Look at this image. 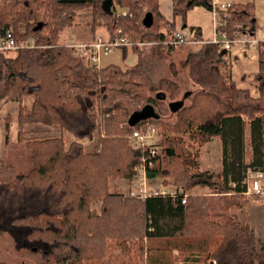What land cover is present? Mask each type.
<instances>
[{"label":"trees","instance_id":"16d2710c","mask_svg":"<svg viewBox=\"0 0 264 264\" xmlns=\"http://www.w3.org/2000/svg\"><path fill=\"white\" fill-rule=\"evenodd\" d=\"M195 5L213 10L210 0H174L175 15L186 23ZM82 8L91 10L92 30L105 27L111 38L105 39L133 41L136 65L100 66L60 40ZM148 11L171 29L144 26ZM218 13L219 28L230 37L254 36L253 5L232 3L218 7ZM173 24L161 14L159 0H0V38L11 29L17 42H34L15 55L0 49V106L19 103L17 140H11L14 120L8 115L0 159V264H156L155 255L167 252L184 258L183 263L196 254L209 264H264V245L259 246L252 225L229 213L249 203L241 195L248 165L264 168V53L255 97L232 79L221 42H205L188 55V75L198 86L189 103L175 112L173 124L151 120L167 130L163 142L154 144L158 151L131 143L130 114L150 101L164 115L181 89L177 81L162 79L159 91L169 92V102L157 94L142 95L152 88L142 43L173 48ZM191 31L193 39L201 38L199 28ZM245 118L254 149L249 164L244 160ZM38 123L74 138L67 146L62 134L29 136L27 126ZM98 131L100 151H87L83 139H93ZM183 134L202 143L220 137L222 170L200 169V162L182 151ZM140 168L149 180L173 177L176 193L141 198L133 190L124 194L112 188L113 179L133 180ZM197 187L218 195L210 201L185 192Z\"/></svg>","mask_w":264,"mask_h":264},{"label":"rangeland","instance_id":"374dc122","mask_svg":"<svg viewBox=\"0 0 264 264\" xmlns=\"http://www.w3.org/2000/svg\"><path fill=\"white\" fill-rule=\"evenodd\" d=\"M77 16L74 20V23H72L70 26L65 27V29L61 32L60 40L63 42H66V44L73 45L76 48H80V45L88 43V41L96 36V37H103L107 38V30L105 27H98L96 30H92V25L88 23L91 19V10H88L87 8H82L77 10L76 12ZM157 26H155L156 28ZM173 33L176 35L177 32L173 31ZM133 38V35H131ZM108 39H111L108 37ZM115 40V39H113ZM26 44H33V40L30 42H23ZM126 43L130 44L131 47H133V41L128 37H126ZM151 44L150 47H143L141 48L140 52L142 54L143 58V64L149 71V76L151 79V87L142 90V95L146 98L153 97L155 98L156 94L160 92V86L163 85L162 79H171L174 80V82H178L180 84V91L177 94L176 99H181L184 97L185 93H188L189 91L195 92L197 89V85L189 78L188 75V69L185 64H182V61L191 53L189 46H183L176 48L177 46H173V48H166L162 46H154V42H146L142 43V45ZM26 46V45H25ZM23 46L8 49L9 54L15 55L16 53L14 51L18 50ZM130 47V48H131ZM134 49V48H132ZM190 52V53H189ZM118 55V58L116 62H119L123 64L126 67H130L131 64L134 62V59L136 57V54L132 52L130 49H128V55L127 57H124V50L116 49L114 50L110 57L113 55ZM177 70V76L175 77L173 75L174 70ZM190 96V95H189ZM188 96V97H189ZM185 98V104L189 103V99ZM160 99V98H159ZM164 102H169V92L167 91L166 98L163 99ZM31 99L30 97H26L24 100V103L27 105H30ZM147 103H152L150 101H145L143 104L140 105V107L144 106ZM138 107V108H140ZM137 108V109H138ZM157 110L159 109L156 107ZM136 110V109H135ZM19 111V103L15 101H8L4 102L0 106V159L5 156L4 153V140H5V123L6 118H10L8 115H11V121L14 120L12 123L11 128V140L16 141L17 140V115ZM159 111V110H158ZM160 112V111H159ZM162 118V119H161ZM163 120L164 122L173 124L177 120L176 113L172 112L171 110L166 112V114L162 115L159 118ZM246 125H245V140H244V160L246 164H249L253 160V145H252V138H251V128L249 120L245 118ZM28 135L41 138V137H47V136H53V135H60L62 134L64 140L66 141L67 146L72 142L73 136L68 131H62L60 132L59 129L45 126L43 124H30L27 126ZM157 134L154 138V140L157 143H162L164 138V131H167L166 129L162 128V126H157ZM171 132V131H168ZM177 132V131H175ZM174 132V133H175ZM156 133V132H155ZM177 134V133H175ZM184 135V134H183ZM100 136L102 134L98 131L93 139L85 138L83 139V142L85 144V148L87 151L90 152H96L100 151L101 145H100ZM181 147V146H180ZM182 147H184L185 150L182 149V151L189 157L192 156V158H195L196 161L200 162V169H208L211 171H220L222 170V141L220 137H215L209 142H200L198 140H195L194 138L191 139L190 136L187 134L184 135L182 140ZM191 170H194L191 169ZM174 178L173 177H164V176H155L154 178H151L149 180V184L151 187H166L168 189H174L175 184H173ZM139 183V179H125L123 177H117L113 179L114 184L112 186L113 189L118 190L119 192H123L124 194L129 193L130 190H134V187H138L137 184ZM174 185V186H173ZM185 192L187 195L189 194H198V196H204V198H208L210 201L211 199H215L216 196L209 188H189L185 189ZM244 198L247 199V202H249L244 207H236L232 208L229 213L235 214L241 221L244 223L249 222L252 227L254 228L257 237L259 239V246L262 247L264 245V195L263 196H256L254 194H241ZM206 196V197H205ZM220 221H224L223 217L218 218ZM8 242V241H7ZM4 245L0 242V248H2ZM156 253V252H154ZM157 260L156 264H209L210 262L203 257V256H197L196 254L190 255L189 259L191 262L183 263L182 258L180 261L174 259V254L167 252L165 255L163 254H156ZM166 258L163 263H160V260L163 258ZM214 262V261H213ZM23 264H25L23 262Z\"/></svg>","mask_w":264,"mask_h":264},{"label":"crops","instance_id":"0c3cea01","mask_svg":"<svg viewBox=\"0 0 264 264\" xmlns=\"http://www.w3.org/2000/svg\"><path fill=\"white\" fill-rule=\"evenodd\" d=\"M217 2H231L240 3L248 6H254V36L238 34L239 39L248 37L249 39L255 37L262 39L264 36V0H216ZM159 9L166 20L174 22L172 31L181 32L187 36V42L176 45V48L189 46L190 52L200 49L204 43L210 41L215 34V25L213 21V12L205 8L203 5H195L187 12L186 23H184L181 15H175L174 0H159ZM156 29L166 31L167 26L159 20L154 21ZM191 27L199 28L200 39H193ZM151 44H146L143 47H150ZM128 46L124 49V57L128 55V49L136 54L134 62L131 66L136 65L139 61L138 54ZM121 49V48H118ZM116 50V49H115ZM189 52V53H190ZM112 53V52H111ZM111 53L100 56L98 65L106 66L114 63L121 67L125 66L116 62L118 55L110 57ZM261 53H264V40L259 45L252 46L243 42H235L229 49H224L223 64L230 70L232 79L237 87L249 89L251 94L255 97L260 95L259 85L256 76L259 72ZM188 56L182 61V64H187ZM127 68V67H126Z\"/></svg>","mask_w":264,"mask_h":264},{"label":"built area","instance_id":"2783aa9c","mask_svg":"<svg viewBox=\"0 0 264 264\" xmlns=\"http://www.w3.org/2000/svg\"><path fill=\"white\" fill-rule=\"evenodd\" d=\"M210 1L213 4V10L211 11L213 12V21L215 25V34L211 41L221 42L222 49H229L235 42H243L245 44L255 46L259 45V43L264 40V36L262 37V39H258L255 37L251 39H249L248 37H245V39H239L237 37L238 34L234 37H230L224 29L219 28V26L223 25V21H221L220 19L218 7L227 9L232 5V3L217 2L216 0ZM125 41L126 37H120L115 40H107L99 36L95 41L80 45L79 50H81V53L83 55L88 57L91 63H95L98 65L100 56L107 55L113 52L115 49H118L120 46H131L130 44H125ZM171 42L175 45L183 44L184 42H187V36H185L181 32H177V34L175 35V39ZM25 45L32 44L17 42L11 29H8L5 34L0 38V49L3 50L13 49ZM151 120H146L145 125H142L141 127L134 126V130L130 139L132 145L135 148L150 146L152 149V153L155 154L158 151V147L154 145L157 143L154 138L158 130L157 126ZM134 179H139V183L137 184L138 187H134L132 194L139 195L141 198H146L150 195L156 194L174 195L176 193V188L168 189L166 187H151L144 168L139 169ZM242 183L245 186L244 193L264 195V168L252 166L249 164L246 169V174ZM183 201H186V197Z\"/></svg>","mask_w":264,"mask_h":264},{"label":"water","instance_id":"95a60500","mask_svg":"<svg viewBox=\"0 0 264 264\" xmlns=\"http://www.w3.org/2000/svg\"><path fill=\"white\" fill-rule=\"evenodd\" d=\"M142 23L146 27H152L154 24V14L152 11L146 12L142 19ZM191 94V91L184 94V97L181 99H176L169 102V108L172 112H177L185 105V98H187ZM158 98L165 99V92H158ZM161 117V113L157 110L156 106L153 103H147L144 106L134 110L129 118L128 124L132 127L137 126L140 122L151 120V119H159ZM214 262L212 261L211 264Z\"/></svg>","mask_w":264,"mask_h":264}]
</instances>
